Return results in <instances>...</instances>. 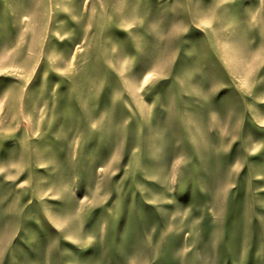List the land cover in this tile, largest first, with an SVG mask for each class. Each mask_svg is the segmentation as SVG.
<instances>
[{"label": "rangeland", "instance_id": "rangeland-1", "mask_svg": "<svg viewBox=\"0 0 264 264\" xmlns=\"http://www.w3.org/2000/svg\"><path fill=\"white\" fill-rule=\"evenodd\" d=\"M0 264H264V0H0Z\"/></svg>", "mask_w": 264, "mask_h": 264}]
</instances>
